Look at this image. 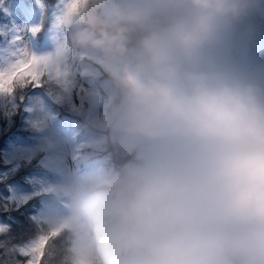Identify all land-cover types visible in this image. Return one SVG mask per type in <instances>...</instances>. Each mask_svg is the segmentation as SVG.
I'll list each match as a JSON object with an SVG mask.
<instances>
[{
    "label": "clouds",
    "instance_id": "1",
    "mask_svg": "<svg viewBox=\"0 0 264 264\" xmlns=\"http://www.w3.org/2000/svg\"><path fill=\"white\" fill-rule=\"evenodd\" d=\"M65 0L55 65L99 70L98 164L46 188L39 264H264V0Z\"/></svg>",
    "mask_w": 264,
    "mask_h": 264
},
{
    "label": "rangeland",
    "instance_id": "2",
    "mask_svg": "<svg viewBox=\"0 0 264 264\" xmlns=\"http://www.w3.org/2000/svg\"><path fill=\"white\" fill-rule=\"evenodd\" d=\"M41 10V0H0V70L9 67L18 59L21 47L37 56L52 54L56 56L55 20L61 10L60 0H56L48 16L47 26L38 42L31 28L38 25ZM264 17V15H261ZM241 31L237 36L233 55L252 73L264 78V29L260 31ZM22 39L17 42L15 37ZM23 58V57H20ZM82 69L77 73V80L71 87L63 86L54 79H46L43 84L45 92L34 90L26 101L28 122L26 130L17 132L8 137L4 151L11 165L9 170L14 171L23 159H29L35 148L46 147L43 156V167L39 170L28 171L24 182L10 184V193L17 201H26L33 195H38L39 207L35 217L41 214L47 204L44 188L63 187L76 177L78 173L94 169L98 160L85 161L79 156L81 142L97 149L96 134L84 133L77 138L74 129L58 121L50 107V101L76 107L78 103V84L83 80ZM96 84L91 91H86L90 105L89 116L97 107ZM2 95H0L1 97ZM46 98V100H45ZM1 225V221H0ZM32 241L24 245L27 247Z\"/></svg>",
    "mask_w": 264,
    "mask_h": 264
},
{
    "label": "trees",
    "instance_id": "3",
    "mask_svg": "<svg viewBox=\"0 0 264 264\" xmlns=\"http://www.w3.org/2000/svg\"><path fill=\"white\" fill-rule=\"evenodd\" d=\"M55 2L56 0H41L38 21L41 30L35 34L38 42L41 40V34L47 26L49 13ZM251 27L254 29L253 31L263 30L264 17L261 15L256 16ZM84 70L81 74L83 80L77 87L78 103L76 107L50 101V107L55 118L68 128L74 129L78 139L84 133L91 132L87 127L90 102L86 92L82 95L81 88L86 91L93 90L97 81L96 77L100 75L99 70L94 69L93 73L87 69ZM34 90L45 92L46 88L44 84L39 88L30 85L27 88H19L14 96L2 95L0 97V221L1 225L7 226L5 231L0 232V264H25L26 258L19 253L18 249L32 241L36 235L34 217L39 207L38 195L35 194L26 201H17L10 193V184L13 182L22 183L28 171L42 169L46 147L39 146L35 148L31 157L21 160L14 171L9 170L11 163L6 158L4 151L8 137L27 128L28 109L26 108V101ZM79 156L85 157V161L89 159L98 160V149L82 141L77 157Z\"/></svg>",
    "mask_w": 264,
    "mask_h": 264
},
{
    "label": "snow or ice",
    "instance_id": "4",
    "mask_svg": "<svg viewBox=\"0 0 264 264\" xmlns=\"http://www.w3.org/2000/svg\"><path fill=\"white\" fill-rule=\"evenodd\" d=\"M64 2L65 0H60L61 8ZM80 2L81 0H73L72 11L76 10ZM56 18L58 19V17ZM40 30V25L31 28L33 34ZM14 39L19 42L22 37L17 35ZM18 57L9 67L0 70V95L14 96L19 88H27L30 85L36 88L42 87L46 79H54L63 86L70 87L68 73L61 71L55 65L52 54L37 56L21 47L18 51ZM85 92L86 90L81 88L82 95ZM46 190V188L43 189V191ZM6 228V225H0V232L5 231ZM18 250L26 258L25 264H39L40 256L34 255L38 251L37 246L20 247Z\"/></svg>",
    "mask_w": 264,
    "mask_h": 264
}]
</instances>
